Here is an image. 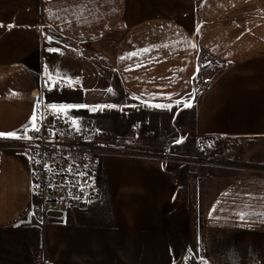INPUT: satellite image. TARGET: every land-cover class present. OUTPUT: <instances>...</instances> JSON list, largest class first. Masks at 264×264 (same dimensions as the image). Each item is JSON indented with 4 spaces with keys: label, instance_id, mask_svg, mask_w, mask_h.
Instances as JSON below:
<instances>
[{
    "label": "crops",
    "instance_id": "obj_1",
    "mask_svg": "<svg viewBox=\"0 0 264 264\" xmlns=\"http://www.w3.org/2000/svg\"><path fill=\"white\" fill-rule=\"evenodd\" d=\"M0 25V133L37 101L82 121L195 93L218 157L176 179L102 146L99 199L38 223L22 138L0 137V264H264V0H0Z\"/></svg>",
    "mask_w": 264,
    "mask_h": 264
},
{
    "label": "built area",
    "instance_id": "obj_2",
    "mask_svg": "<svg viewBox=\"0 0 264 264\" xmlns=\"http://www.w3.org/2000/svg\"><path fill=\"white\" fill-rule=\"evenodd\" d=\"M65 89L67 84H56ZM36 116L32 127L33 116ZM75 122V123H73ZM100 132L71 119L37 101L31 111L30 122L21 131V151L28 157V190L37 201L30 205L32 218L42 223L45 213L57 210L61 205L85 208L100 197L98 183V156L103 148L99 145ZM201 150L214 148L199 138ZM215 156H217L215 154ZM209 158V157H208ZM34 264H49L40 254Z\"/></svg>",
    "mask_w": 264,
    "mask_h": 264
},
{
    "label": "rangeland",
    "instance_id": "obj_3",
    "mask_svg": "<svg viewBox=\"0 0 264 264\" xmlns=\"http://www.w3.org/2000/svg\"><path fill=\"white\" fill-rule=\"evenodd\" d=\"M195 101V93L162 103L128 98L120 105L78 122L100 131L98 143L101 147L123 143L120 146L126 148L124 153L153 159L170 170L176 179H182L187 168L206 164L208 157L218 159L215 149L211 152L201 150L200 140L193 131ZM183 264L207 263L190 253Z\"/></svg>",
    "mask_w": 264,
    "mask_h": 264
},
{
    "label": "snow or ice",
    "instance_id": "obj_4",
    "mask_svg": "<svg viewBox=\"0 0 264 264\" xmlns=\"http://www.w3.org/2000/svg\"><path fill=\"white\" fill-rule=\"evenodd\" d=\"M2 26V25H0ZM7 27H12V25H7ZM49 51H52V52H55L57 51L56 49H49ZM179 103V101L177 102ZM157 107H167V106H164V105H156ZM48 107L52 108V109H55L56 111L58 112H63L65 111V106H57L55 104H52V105H48ZM68 107H71V106H68ZM80 107H85L84 105H81ZM95 110V108L93 109ZM35 120H36V116L34 115L33 116V124H32V127L35 131H39V128L36 127L35 125ZM75 123V122H73ZM0 137H3V138H17V139H20V138H28V139H31V137H22V136H16L15 133H9V134H4V133H0ZM182 141H177V143H180ZM243 214L241 215V219H243Z\"/></svg>",
    "mask_w": 264,
    "mask_h": 264
},
{
    "label": "water",
    "instance_id": "obj_5",
    "mask_svg": "<svg viewBox=\"0 0 264 264\" xmlns=\"http://www.w3.org/2000/svg\"><path fill=\"white\" fill-rule=\"evenodd\" d=\"M90 111H93V108L92 107L90 108Z\"/></svg>",
    "mask_w": 264,
    "mask_h": 264
}]
</instances>
